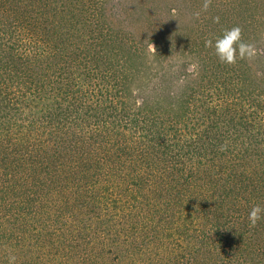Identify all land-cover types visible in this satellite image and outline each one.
I'll return each instance as SVG.
<instances>
[{"label":"trees","instance_id":"trees-1","mask_svg":"<svg viewBox=\"0 0 264 264\" xmlns=\"http://www.w3.org/2000/svg\"><path fill=\"white\" fill-rule=\"evenodd\" d=\"M166 15L0 0V264H264V0Z\"/></svg>","mask_w":264,"mask_h":264},{"label":"rangeland","instance_id":"rangeland-1","mask_svg":"<svg viewBox=\"0 0 264 264\" xmlns=\"http://www.w3.org/2000/svg\"><path fill=\"white\" fill-rule=\"evenodd\" d=\"M171 0H107V13L117 28L150 34L168 23ZM189 22L188 17H184Z\"/></svg>","mask_w":264,"mask_h":264}]
</instances>
